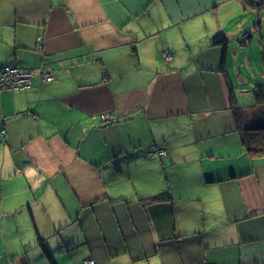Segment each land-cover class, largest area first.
<instances>
[{"label":"crops","instance_id":"obj_1","mask_svg":"<svg viewBox=\"0 0 264 264\" xmlns=\"http://www.w3.org/2000/svg\"><path fill=\"white\" fill-rule=\"evenodd\" d=\"M263 14L242 0H0V73L55 74L0 91V264H264V156L232 108L264 126V84L232 78L236 42L259 48L253 22L264 48Z\"/></svg>","mask_w":264,"mask_h":264},{"label":"rangeland","instance_id":"obj_2","mask_svg":"<svg viewBox=\"0 0 264 264\" xmlns=\"http://www.w3.org/2000/svg\"><path fill=\"white\" fill-rule=\"evenodd\" d=\"M256 20V19H255ZM263 20H264V14H263ZM252 23V22H251ZM252 25V31L250 32V34L252 33L254 35V44H257L259 46V48H250L248 50H245V52H243L244 47H239V45L237 44L238 42H236V49L241 51V54L238 55V58H240V62L241 63H245L246 67H240V70H234L235 73L233 74V81L235 82V87H237V80H236V74L238 72H241L242 75L246 77V80L244 82V85L246 86H251V78L252 81H255V83L257 85H261L264 84V76H263V72H264V48L262 46V40H261V36H260V30L257 28V26ZM248 32V30H245V32L242 33L241 36H237V38H241L243 37L246 33ZM249 34V35H250ZM263 36H264V30H263ZM236 38V39H237ZM264 39V38H263ZM235 55L232 53L230 54V59L233 58ZM249 56L252 60V68L250 66L247 65L246 59L245 57ZM237 59V58H236ZM243 84V83H242ZM241 88V86H240ZM254 89V88H253ZM251 98L252 95L248 92H242V90H239L237 99L239 100L240 104L243 105H248L251 102ZM255 109H253L252 107H248L246 111L248 112V115L253 111L254 112ZM247 121H246V125H247Z\"/></svg>","mask_w":264,"mask_h":264},{"label":"trees","instance_id":"obj_3","mask_svg":"<svg viewBox=\"0 0 264 264\" xmlns=\"http://www.w3.org/2000/svg\"><path fill=\"white\" fill-rule=\"evenodd\" d=\"M246 8L258 10L263 4L264 0H242ZM255 97L260 102L264 103V85L258 86L255 91ZM233 115L235 117L237 129L240 132L243 144L248 148L252 154L264 156V126L247 124L246 115L241 108L233 106ZM170 199V194L161 193L153 198L151 201H165Z\"/></svg>","mask_w":264,"mask_h":264},{"label":"built area","instance_id":"obj_4","mask_svg":"<svg viewBox=\"0 0 264 264\" xmlns=\"http://www.w3.org/2000/svg\"><path fill=\"white\" fill-rule=\"evenodd\" d=\"M165 60L169 61L173 58V53L171 50H167L163 54ZM40 75L44 82H50L54 79V70L43 65L39 69L34 68H24V67H8L0 73V91L6 89L12 90H26L33 86L34 78ZM106 122L109 120L105 116H102ZM158 154L159 156H165L167 154L166 150H157L151 153ZM86 264H95L94 260H87Z\"/></svg>","mask_w":264,"mask_h":264}]
</instances>
